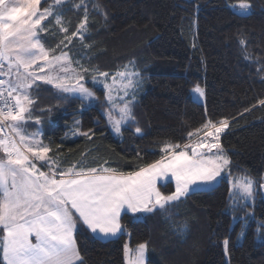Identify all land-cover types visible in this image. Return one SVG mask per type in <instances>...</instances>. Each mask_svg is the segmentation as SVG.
<instances>
[{
	"label": "trees",
	"instance_id": "16d2710c",
	"mask_svg": "<svg viewBox=\"0 0 264 264\" xmlns=\"http://www.w3.org/2000/svg\"><path fill=\"white\" fill-rule=\"evenodd\" d=\"M53 1L45 0L42 9ZM240 3L250 5L247 13L234 9ZM85 12L83 39L77 35L58 49L65 35L60 28L68 27L70 35ZM57 16L62 25L56 24ZM42 24L46 30L39 36L50 54L62 50L75 67L79 61L107 72L132 63L142 77L132 108L135 123L123 127L122 138L112 134L104 115L109 104L103 89L87 83L97 94L93 103L60 99L44 83L29 90L32 116L39 118L42 139L61 168L103 165L135 171L160 159L164 144L182 146L205 122L226 119L229 126L220 143L230 172L255 181L253 203L240 199L241 204L232 205L230 182L224 178L166 210L138 218L123 213L124 232L117 237L94 236L78 227L75 238L84 264H125L128 240L132 247L147 244V264H264V238L258 239L264 228V0H61ZM197 86L204 101L196 97ZM30 123L33 129L36 123ZM76 129L94 135H73ZM160 187L166 193L174 190L172 182Z\"/></svg>",
	"mask_w": 264,
	"mask_h": 264
},
{
	"label": "snow or ice",
	"instance_id": "6c2138e0",
	"mask_svg": "<svg viewBox=\"0 0 264 264\" xmlns=\"http://www.w3.org/2000/svg\"><path fill=\"white\" fill-rule=\"evenodd\" d=\"M40 2L0 0V75L14 76L7 81L0 79V132L7 126L11 133L19 136V140L8 133L0 136L3 153L0 157V248L4 264H84L74 238L78 227L86 226L93 234L99 233L104 238L117 237L124 230L122 213L166 210L190 193L219 183L230 174L226 169L231 162L220 143V134L229 125L226 119L217 123L207 121L202 126V140L185 144L183 148L179 144L166 143L160 149L163 153L160 159L128 173L103 165L86 170H76L73 166L58 171L56 161L48 155L51 148L38 138L40 134L34 133L31 137L21 134V122L32 115L33 100L29 90L41 81L53 86L60 99L95 102L93 91L85 87V83L90 72L96 71L97 75L92 76L93 85L97 77L103 78L99 83L110 105L104 115L120 133L122 124L135 123L132 108L139 81L134 77L139 73L129 76L125 69L117 72L108 83L109 73L90 69L79 61L73 67L65 51L50 57V50L41 42L39 33L46 30L41 22L53 13L50 8L39 11ZM60 2L56 0L57 4ZM238 7L245 11L250 9L248 3H240ZM55 22L63 23L59 16ZM87 23L85 12L84 19L70 35L68 27H61L65 35L57 48L67 47L77 35L83 39ZM5 62L7 72L3 71ZM33 66L37 71L30 70ZM195 91L204 94L199 86ZM114 92L117 95L123 92L119 96L122 106L118 109V119L113 118L117 103ZM260 104L264 105V100ZM75 124L79 128V121ZM141 131L140 127H135V133ZM73 135L91 139L94 133L89 130ZM188 136L192 137L193 133L189 132ZM37 162H41L39 167ZM45 165L48 170H41ZM169 179L175 181V190L164 194L158 181L163 186ZM254 184L247 178L234 180L233 194H240L247 204L254 198ZM260 187L264 188V184ZM228 243L224 241L225 250ZM146 247L144 243L139 244L129 264H145ZM125 253H129L127 245Z\"/></svg>",
	"mask_w": 264,
	"mask_h": 264
},
{
	"label": "rangeland",
	"instance_id": "374dc122",
	"mask_svg": "<svg viewBox=\"0 0 264 264\" xmlns=\"http://www.w3.org/2000/svg\"><path fill=\"white\" fill-rule=\"evenodd\" d=\"M45 0H41V2H40V4L38 5V10L39 11H43V9H42V3L44 2ZM57 5V3H56V0L55 1H53L52 3H51V5H50V7H48V8H50L51 10H52V13L54 14V12H55V6ZM236 11H238L239 13H247L248 12V10L247 11H245V10H242V9H240L238 6H236L235 8H234ZM47 18V17H46ZM44 21H42L41 23H43ZM43 25V24H42ZM59 55V54H58ZM69 55V54H68ZM52 56V54H50V57ZM70 57V56H69ZM73 67H75V66H73ZM7 69H8V65H7V62H5V64H4V71L5 72H7ZM125 69H127V72H128V74H129V76H132V74L133 73H138L137 72V70L135 69V66L131 63V64H127V65H125V66H123L122 68H120L119 70H117V71H115V72H107V71H100V72H107V73H109V78H108V80H107V82L108 83H111L112 82V77L113 76H115L116 75V73L117 72H123V71H125ZM31 71H37V69L35 68V66H33V68L32 69H30ZM48 71V69H45V72H47ZM94 75H97V72L96 71H91L90 72V74L86 77V80L89 82V83H91V84H93V82H92V76H94ZM5 76V78H6V81L7 80H9V79H14V76H8V75H4ZM135 79H137L138 81H139V84H138V86H136L135 87V99L137 100V98H138V95H137V93L139 92V90L141 89V87H142V77H141V75L139 74V76L138 77H134ZM103 78H100V77H97V83H96V87H98V88H101V89H103L102 88V84L101 83H99V81L100 80H102ZM87 82V83H88ZM38 83H43V82H41V81H37L36 82V84L33 86V87H35ZM87 83H85V87H88L91 91H93V93H94V95H95V97H96V100H97V94L95 93V91L89 86V84H87ZM125 83H127V81H125ZM117 86H119V80L117 81ZM31 90V89H30ZM30 93V92H29ZM123 95V92H120L118 95L114 92L113 93V97H114V99L116 100V109H115V111H114V114H113V118L114 119H118L119 118V111H118V109H119V107H121L122 106V104L120 103V100H119V96H122ZM197 99L198 100H200V101H204V94L203 95H200L199 93H197ZM127 99V98H126ZM85 100V99H84ZM96 100H95V102H96ZM135 100V101H136ZM88 103H93L94 101L93 100H91V99H87L86 100ZM110 107V105H108V108ZM108 108L104 111V113L108 110ZM106 118H107V116H106ZM37 119L39 120V118L38 117H33L32 115H31V117H28L24 122H21V125H20V128H21V134H23V135H25V136H28V137H31V134H34V133H39L40 135H39V139L42 141V143L44 144V145H48V143L46 142V141H44L43 139H42V136H41V129H40V124L39 123H37L36 121H37ZM30 121L31 122H35L36 124H35V127L33 128V129H31L30 128V126H31V123H30ZM107 121H108V124H109V126H110V130H111V132H112V134L116 137V138H122V136H123V133H122V129H123V127H125V126H127V125H129L130 124V122L129 123H127V124H122L121 125V132L120 133H117L115 130H114V128L112 127V125H111V123L109 122V120H108V118H107ZM28 123V124H27ZM75 132H79V129H76V131ZM0 134H1V132H0ZM13 137L16 139V140H19V136H16L15 134H13ZM203 137H204V130H202L201 132H199V134H196L190 141H188L187 143H185V144H189V143H191V144H195L198 140H202L203 139ZM209 140H210V138H208ZM184 144V145H185ZM49 146V145H48ZM181 148H183V145L181 146ZM225 152V151H224ZM226 153V152H225ZM227 154V153H226ZM49 155V157L52 159V160H54V161H56V164H58L57 166H58V171L59 170H67L68 168H70V167H73V165H68V166H65V167H63V168H61L60 167V164H59V162L60 161H58V159H55L54 157H52V156H50V153L48 154ZM3 156V153H2V151H0V157H2ZM227 157L229 158V156H228V154H227ZM229 160H230V158H229ZM38 164H40L41 162H37ZM45 166H47V165H45ZM38 167H39V165H38ZM46 170H43V168L41 169V170H43V171H47L48 170V167H44ZM226 173H230V174H228V175H226L225 176V178L230 182V186H231V196H232V205H238V204H241V202H245L242 198H241V195L240 194H233V192H234V189H233V181L234 180H238V181H242V180H244L245 178H247V179H250V180H252V181H254V179H252L251 177H249V176H247L246 174H239V175H236V174H232L231 172H230V166L228 167V169H226ZM169 182H172L173 183V186H174V190H175V181L174 180H171V179H169L168 181H165V182H163V186L164 185H166V184H168ZM255 182V181H254ZM217 184V183H216ZM216 184H213V185H211V186H207V187H205L204 189H207V188H211V187H213V186H215ZM160 185H162V182H159L158 181V187L160 188V191L162 192V193H164V194H170V193H166V192H164V191H162V189H161V187H160ZM255 185V184H254ZM258 187V185H256V188ZM261 188V187H260ZM173 190V191H174ZM254 198H255V195H254ZM254 198H252V199H250L249 201H248V203H253L254 202ZM240 199H241V202H240ZM135 217H142L143 215H144V213H137V214H133ZM233 222H234V224H235V222H236V218L234 217V219H233ZM262 224H264V222L263 223H261V225ZM86 227V226H85ZM245 228H247V225L245 226ZM88 231H89V233L91 234V235H94V236H99L98 234L99 233H96V234H93L89 229H88ZM123 232V231H122ZM121 232V233H122ZM120 233V234H121ZM120 234H118V236L120 235ZM0 235H2V234H0ZM243 235V234H242ZM108 238H114V237H108ZM264 238V228H261L260 230H259V232H258V239H263ZM75 240H76V238H75ZM76 244H77V242H76ZM144 244H146V243H144ZM126 245L128 246V248H129V253L128 254H126L125 253V250H124V257H125V264H129V259L130 258H132V259H134L135 258V250H136V248L138 247V245L137 246H134V247H132V246H130V244H129V240H128V242L126 243ZM147 245V244H146ZM77 246H78V244H77ZM2 250V248H0V251ZM78 251H79V249H78ZM2 252V251H1ZM80 253V252H79ZM226 254L228 255V245H227V250H226ZM147 257H148V248L146 247V252H145V264H147Z\"/></svg>",
	"mask_w": 264,
	"mask_h": 264
},
{
	"label": "built area",
	"instance_id": "2783aa9c",
	"mask_svg": "<svg viewBox=\"0 0 264 264\" xmlns=\"http://www.w3.org/2000/svg\"><path fill=\"white\" fill-rule=\"evenodd\" d=\"M0 79H4L5 80L4 75H0ZM5 87H7V85H5ZM0 106H2V105H0ZM5 133H8L9 135L13 136L12 133H10V131L8 130L7 127H4L3 131L1 132V136L4 135ZM222 135H223V133L220 134V139H221ZM210 140H211V138H210Z\"/></svg>",
	"mask_w": 264,
	"mask_h": 264
},
{
	"label": "crops",
	"instance_id": "0c3cea01",
	"mask_svg": "<svg viewBox=\"0 0 264 264\" xmlns=\"http://www.w3.org/2000/svg\"><path fill=\"white\" fill-rule=\"evenodd\" d=\"M32 89V88H31ZM196 95H197V93H196ZM197 97V96H196ZM37 165H40V164H38L37 163ZM44 167H48V166H44ZM43 167V170H46L45 168ZM59 171H61V170H59ZM261 189V191H262V195H263V197H264V188H260ZM123 214V213H122ZM122 223V222H121ZM123 225V224H122ZM123 229H124V226H123ZM123 232H124V230H123ZM99 235V237H102L100 234H98ZM74 238H75V232H74ZM102 238H104V237H102ZM77 245V244H76ZM77 248H78V246H77Z\"/></svg>",
	"mask_w": 264,
	"mask_h": 264
}]
</instances>
